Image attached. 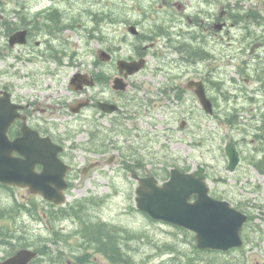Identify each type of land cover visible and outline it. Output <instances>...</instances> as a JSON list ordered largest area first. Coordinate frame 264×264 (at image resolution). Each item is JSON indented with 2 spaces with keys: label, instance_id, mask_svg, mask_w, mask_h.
<instances>
[{
  "label": "rangeland",
  "instance_id": "rangeland-1",
  "mask_svg": "<svg viewBox=\"0 0 264 264\" xmlns=\"http://www.w3.org/2000/svg\"><path fill=\"white\" fill-rule=\"evenodd\" d=\"M85 1L78 0L77 3L84 6L87 5ZM150 1L111 0L110 7L117 14L122 11L128 19L142 20L147 27H151L153 18L147 21L141 18L143 7H148ZM237 1L219 0L218 10L224 5L223 10L226 11V16L238 10L243 15L256 10L257 15L251 19L244 18L245 20L240 22L230 17L228 26L223 32V39L219 38L216 42L206 44L212 54L206 60L197 63L187 62L186 65L176 64L175 54L171 50L167 52L166 39H164L160 42L161 47L155 49L158 52L157 55L152 54L150 66L144 72L143 79H138L144 89L138 96L143 100L151 98L154 103L156 100H162L161 87L170 82L165 73H159L161 64L164 70L182 71L185 83L191 78L202 80L206 84L208 95L213 98L214 115L204 111L198 97L192 91L187 97L191 105L186 111L183 104L177 105V101H174L173 105L167 109L161 105L150 109V106L145 105L138 127L144 133L141 143H143V156L147 168L162 173L174 166L193 170L198 165H204L211 193L220 195L232 203L242 202L247 205V201L251 200L259 201L264 205V174L256 171L250 164V156L263 145V141L255 135L258 123L255 119L264 118V0H245L241 9H237ZM195 2L201 5L199 0ZM156 4L159 7L158 1ZM198 7L195 3L192 8L186 9L184 16L186 23H188L189 14L191 19H194V11ZM160 15L168 21L167 14ZM80 48L85 49L82 45ZM8 65L7 60L0 59L2 72L0 85L14 87L30 96L48 92L52 83L53 92L57 91L59 96L65 98L71 96L69 84L74 73L73 68L62 74L56 81H50L46 77L14 75ZM21 70H23L22 67ZM148 71L158 73L147 74ZM154 94L156 99L152 98ZM53 116L55 120L61 122V132L65 136L70 134L68 137L71 138L66 137L65 144L70 147V152L75 157L74 169L70 175L72 182L68 189L69 198L64 206L90 197L101 198L102 201L98 204H92L91 213L123 228L122 235H126L128 231L132 234L143 233L138 236L141 240H133L129 243L132 249L127 248L137 264H163L164 261L179 264V259H172L178 254L164 251V246L177 244L182 251L185 250L188 253L194 242V240L191 241L192 234L188 232L185 235L175 225L154 220L138 210L135 201L137 183L130 174H125L119 169L122 167L123 158L119 157L110 163L103 161L101 166L105 173L98 170L83 174L81 171L83 166L94 159L87 149L88 125L82 123V117L78 118L73 114L55 113ZM184 118L187 120V125L185 129H182L180 125ZM127 125L129 126L130 122L127 121ZM229 141H234L239 146L242 156L234 172L226 169L228 158L224 147ZM73 144L75 146L72 148ZM129 146V142L123 141L121 150L127 152L130 149ZM15 195L22 202L36 200L41 211L47 205L41 196L32 194L27 188L16 187ZM10 200L8 190L0 189V203L5 205ZM262 209L264 210L259 205L252 209L255 216L252 225L257 228L256 231H264ZM85 213L89 216L86 209ZM18 225L20 232L30 241L39 248L45 247V250L50 252L41 255L44 260L40 257L42 260L34 261L32 264H67L70 259L80 263L79 257L85 253L88 255L80 257L83 258V263L80 264H121L111 262L105 254L90 247L89 242L80 235L70 236L67 241L58 240L57 243H53L51 241L53 231L60 230L61 225H66V234L79 226L71 219L60 222L57 218L40 219L28 212H22ZM124 229L127 230L124 231ZM80 241L86 242L89 248L80 247ZM127 242L124 240L122 246H126ZM7 248L6 245L1 247L0 258L6 254ZM246 250H252V248L246 246ZM212 257L213 255L208 254V259ZM228 257L231 259L233 255Z\"/></svg>",
  "mask_w": 264,
  "mask_h": 264
},
{
  "label": "flooded vegetation",
  "instance_id": "flooded-vegetation-1",
  "mask_svg": "<svg viewBox=\"0 0 264 264\" xmlns=\"http://www.w3.org/2000/svg\"><path fill=\"white\" fill-rule=\"evenodd\" d=\"M77 1L0 0V59L8 61L12 74L46 77L50 81H56L73 68L71 80L75 75L88 80V84L78 82L74 86L70 81L71 96L67 98L59 96L57 91L53 92L52 83L48 92L30 96L14 87L0 85V97L7 92L13 102L22 106L20 109L22 115L12 124L9 135L11 138L22 135V127L26 123L42 136H49L56 143L63 145L64 150L60 155L71 166L67 173V180L71 185L70 175L74 169L75 157L70 152V147L65 144L66 137L70 134L65 136L61 132V122L55 120L53 115L73 114L78 118L82 117V123L88 125V151L94 156L93 160L83 166L81 170L83 174L98 170L105 173L101 166L103 161L110 163L119 157L123 158L120 171L130 174L132 178L134 172L141 177L155 173V170L146 167L143 156L141 142L144 133L138 127L143 108L146 105L150 106V109H155L161 105L167 109L177 101V105L183 104L186 111L191 105L187 98L188 94L193 91L188 85L192 78L185 83L182 71L164 70L161 64L159 73H165L170 79L168 84L161 87L162 100H156L154 103L151 98L143 100L138 96L140 91L144 90L138 79H143L144 72L150 66L152 54L157 55L155 49L161 47L160 42L166 39V50L167 52L171 50L175 54L176 64L186 65L187 62L197 63L206 60L212 55L206 44L216 42L219 38L223 39V32L230 17L240 22L247 17L254 18L258 12L251 10L243 15L238 10L226 16L224 5L221 4L222 8L218 10L219 0H199L201 5L195 2L196 0H151L150 5L143 7L142 10L143 20L153 18V24L147 27L142 20L128 19L122 11L117 14L110 7L111 0H86L87 5L84 6H80ZM243 1L245 0L237 1V9L243 8ZM195 3L199 6L194 11L195 17L191 19L189 14L186 23L184 17L186 9L192 8ZM162 13L168 15V21L164 20L166 19L164 16L161 17ZM80 45L85 49L82 50ZM122 61L139 63L141 68L129 73L127 68L121 67ZM1 73L0 71V75ZM156 73L158 72H147ZM117 77L128 84L125 89L114 87V80ZM152 98L156 99V95L154 94ZM102 104L115 109L111 111V107L110 111H107L102 108ZM127 121L130 122L129 126ZM255 121L258 122L255 135L264 142V118ZM186 125L187 120L184 118L180 127L185 129ZM123 141L130 143L127 152L121 150ZM263 142V145L250 156V164L256 170L258 167L255 163L264 158ZM74 146L73 144L71 147ZM237 148L242 159L238 145ZM38 168L41 169V166ZM133 179L138 185L139 181ZM258 205L264 208L259 201L248 200L247 205L235 202V206L249 216L241 230L243 244L228 250L197 248L195 250L199 255L194 257H198L199 263L264 264L262 246L264 231H256L257 228L252 225L255 219L252 209ZM83 208L89 212V216L85 211L80 216H73L71 220L79 225L75 229L81 235L90 228L107 231L109 234L104 239L106 252L97 248L94 240L88 244L99 253L105 254L111 262L127 264L120 262V259H113L111 256L114 252L110 251L112 234H116L119 251L125 256L129 253L127 243L126 246H122L123 240H126L125 235H122L123 230L118 225L106 222L95 213H91L92 204H86ZM261 212L264 213V210ZM112 227L117 232L112 233ZM65 230L66 225H62V233H65ZM191 233L195 235L194 232ZM83 238L86 241L88 239L86 236ZM139 240L141 239L138 236L134 239ZM83 246L86 247L87 244L80 247ZM246 246L252 250H246ZM130 248L132 249V246ZM253 250L256 252L253 253ZM208 254L213 255L212 259H208ZM229 255L233 257L230 259ZM190 258L195 259L193 256Z\"/></svg>",
  "mask_w": 264,
  "mask_h": 264
},
{
  "label": "water",
  "instance_id": "water-1",
  "mask_svg": "<svg viewBox=\"0 0 264 264\" xmlns=\"http://www.w3.org/2000/svg\"><path fill=\"white\" fill-rule=\"evenodd\" d=\"M122 68L133 73L141 68L139 63L120 62ZM78 82L88 84V80L79 75L72 78L74 86ZM115 88L127 87V83L117 77ZM189 87L194 89L204 109L213 113V103L208 97L202 81L191 80ZM103 109L110 111L106 104ZM21 105L11 100L9 93L0 97V183L11 186L28 187L32 193H39L54 203L66 200L65 190L69 184L66 174L70 168L61 157L64 147L49 136L40 133L26 123L22 135L10 138L9 129L20 117ZM114 107L111 111H114ZM228 156L227 170L234 171L240 161L239 151L233 142L225 146ZM41 169H37L38 166ZM169 179L159 183L154 176H133L139 180L136 189L137 206L152 218L164 220L196 232L197 245L200 248L228 250L242 245L240 230L248 216L234 208L227 200L210 195L206 168L199 165L193 172H184L172 168ZM196 194L194 201H191ZM38 252L22 248L13 256L0 261V264H29Z\"/></svg>",
  "mask_w": 264,
  "mask_h": 264
},
{
  "label": "trees",
  "instance_id": "trees-1",
  "mask_svg": "<svg viewBox=\"0 0 264 264\" xmlns=\"http://www.w3.org/2000/svg\"><path fill=\"white\" fill-rule=\"evenodd\" d=\"M231 120V119H230ZM259 169V171L264 172V158L260 160V162L255 163ZM183 170H186L187 168H182ZM163 173V172H162ZM166 174H169V172L166 170ZM161 176H165V174H160ZM0 189L8 190L11 196V200L6 203L5 205L0 203V249L3 246H8L6 254L4 257L8 255L14 254L19 248L22 247H29L33 246L40 252H45V249L39 248L38 246H35L32 241L28 237H26L23 233L20 232L18 228L19 224V218L22 212H28L29 214L33 216H37L40 219H44V216L49 217L51 220L55 218H61L65 216H70L72 214L78 215L80 213V210L77 211L75 210V205L71 206V211L70 208L66 209L64 208L62 211H54L53 209H46L43 208V210H39V206L37 205L36 200H29V201H20L16 195H15V188L10 187V186H4L0 184ZM215 196L217 197H222L220 195H217L214 193ZM82 206L81 204H79ZM80 216V214H79ZM180 231H182L185 235H187V232L180 228ZM97 230L96 228H90L88 231L84 232L85 234H82L84 237H88L89 241H93L99 243L98 248L106 252V248L104 247V239L109 234L107 231H100ZM54 237L51 238L52 242H56L58 240L65 239L66 240V235L61 234L60 231L55 230L53 231ZM111 235V234H110ZM128 238L133 237L132 234L127 235ZM57 238V239H55ZM117 235L112 234V245H111V251L114 252L112 254V258L115 260L120 259L121 261L127 262L128 264H134L132 257L128 254L126 257L122 255V253L119 251L117 247ZM194 239V238H192ZM193 247L196 248V245L193 243ZM193 249L194 255L197 256L199 255V252ZM164 251L170 253V254H178L177 256L173 257L172 259H179V264H200L198 257H194L195 259L190 258L189 254L185 250H181L177 244H165L164 246ZM163 264H170L167 261H164Z\"/></svg>",
  "mask_w": 264,
  "mask_h": 264
}]
</instances>
